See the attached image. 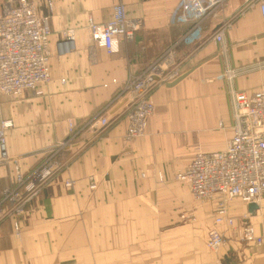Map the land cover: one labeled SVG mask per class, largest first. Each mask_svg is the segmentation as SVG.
Returning <instances> with one entry per match:
<instances>
[{
    "label": "crops",
    "instance_id": "crops-1",
    "mask_svg": "<svg viewBox=\"0 0 264 264\" xmlns=\"http://www.w3.org/2000/svg\"><path fill=\"white\" fill-rule=\"evenodd\" d=\"M33 1L47 16V0ZM180 1L50 0L51 80L39 95L0 93V121L12 123L6 145L21 171L70 139L56 155L66 166L28 205L18 234L8 220L0 223V264H195L215 205L197 204L174 176L196 150L225 147L232 134L233 91L264 88V18L255 0H227L204 19L200 38L187 45L178 40L191 22L177 20ZM117 3L124 5L133 37L121 39L118 51L108 54L95 45L86 24L89 16L109 20ZM68 25L77 26L71 52L58 45ZM224 25L221 49L210 37ZM170 46L181 75L155 86L145 134L126 139L125 120L117 117L125 97L110 103L112 97L129 74ZM228 68L240 72L225 77ZM13 177L11 164H0V187ZM66 179L73 185L66 186ZM181 211L193 212L195 220L182 223ZM229 211L234 218L248 214L264 238V195L254 212L237 199ZM216 227L225 241L220 259L209 264H264V245L245 242L238 227Z\"/></svg>",
    "mask_w": 264,
    "mask_h": 264
},
{
    "label": "built area",
    "instance_id": "built-area-1",
    "mask_svg": "<svg viewBox=\"0 0 264 264\" xmlns=\"http://www.w3.org/2000/svg\"><path fill=\"white\" fill-rule=\"evenodd\" d=\"M227 0H181L177 20L190 22L179 37L184 44L196 42L202 34V23L212 11L222 7ZM264 18V0H255ZM220 26L211 34L215 43L224 49L223 29ZM86 29L95 45L108 54L119 49L121 39L133 37V27L125 15L122 3L113 6L111 18L96 22L88 17ZM51 27L47 16L40 15L33 0H0V93L20 97L26 92L42 93L41 87L51 80L49 37ZM60 49L73 46V34L69 29L60 32ZM174 46H170L157 58L131 74L110 103L125 97V103L117 117L125 120L124 137L133 139L145 134L147 119L154 110L151 92L158 84L172 81L182 72V64L175 59ZM239 69L228 68L223 76L233 77ZM211 78L206 79L210 81ZM232 134L220 150H196L185 168L175 178L184 182L196 201L213 200V226L208 230L206 246L219 248L224 242L223 232L216 226L238 227L245 242L264 245L263 236L256 233L247 221L248 214L240 216V224L229 211L232 200L244 204H259L264 195V88L233 91ZM9 119L0 121V164L13 165L14 177L10 184L0 189V222L8 220L14 234L21 230V219L28 205L38 197L47 183L62 169L66 162L56 159L60 149L68 147L70 139L63 140L47 150L44 158L27 172L21 171L17 158L8 153L5 130L11 126ZM69 128L74 125L69 122ZM89 188L96 183L88 178ZM73 185L72 179L65 180Z\"/></svg>",
    "mask_w": 264,
    "mask_h": 264
},
{
    "label": "rangeland",
    "instance_id": "rangeland-1",
    "mask_svg": "<svg viewBox=\"0 0 264 264\" xmlns=\"http://www.w3.org/2000/svg\"><path fill=\"white\" fill-rule=\"evenodd\" d=\"M42 11L45 13V14H47V16L48 17H50V14H52L53 13V11H52V8H51V4H50V0H47V2H46V4L44 5V3H43V9H42ZM125 15H126V11H125ZM126 17H127V15H126ZM48 19V18H47ZM127 19H128V17H127ZM49 21V20H48ZM77 28V26H71V25H68V26H65V27H63L62 26V29H69V30H71V32H72V34H73V39L75 38V30H76V28ZM72 49V48H71ZM71 49H70V51L69 52H71ZM73 50V49H72ZM68 52V53H69ZM162 53V52H161ZM160 53V54H161ZM159 54V55H160ZM158 55V56H159ZM157 56V57H158ZM156 57V58H157ZM155 59V58H154ZM154 59L153 60H151L150 62H148L144 67H147V66H149L150 65V63L152 62V61H154ZM88 61H89V59H88ZM143 67V68H144ZM142 69V68H141ZM137 71H139V70H137ZM136 71V72H137ZM135 72V73H136ZM131 76V74H129L128 76H127V78H126V80L129 78ZM133 76V75H132ZM131 76V77H132ZM130 77V78H131ZM125 80V81H126ZM125 83V82H124ZM117 93V92H116ZM114 98V96L112 97V99ZM231 127H232V125H231ZM12 166V169H13V165H11ZM174 179H176L175 178V176H174ZM177 180V179H176ZM8 185V183L6 184V186ZM5 185H3V186H1V187H4ZM1 187H0V189H1ZM206 201H208V200H206ZM205 202V200L204 201H197V204H199V203H204ZM245 205V204H244ZM214 212V211H213ZM236 219V223H238V222H240V217L239 218H235ZM179 220L182 222V223H191V222H193L194 220H195V216H194V213L193 212H191V211H187V212H185V211H181L180 213H179ZM4 221H7V219L6 220H4ZM4 221H2V222H4ZM1 223V222H0ZM223 228H225L224 226H223ZM226 228H228V227H226ZM222 231V230H221ZM223 232V231H222ZM240 233V232H239ZM223 234H224V232H223ZM224 241H225V235H224ZM223 244H224V242L222 243V245L219 247V248H217V249H210V248H208L207 246H206V243L204 242V246H202L201 247V249L200 250H196V252H197V256H196V261H195V264H209V262L211 261V259H216V258H219L220 259V249H221V247L223 246ZM198 247V246H197ZM188 251H190V249L188 250ZM195 256H194V253L192 254V256H191V258H194Z\"/></svg>",
    "mask_w": 264,
    "mask_h": 264
},
{
    "label": "water",
    "instance_id": "water-1",
    "mask_svg": "<svg viewBox=\"0 0 264 264\" xmlns=\"http://www.w3.org/2000/svg\"><path fill=\"white\" fill-rule=\"evenodd\" d=\"M172 83H174V82H172ZM247 207H248V209H249L250 212H254L255 210L258 209V205L256 203H254V202H249L247 204Z\"/></svg>",
    "mask_w": 264,
    "mask_h": 264
}]
</instances>
